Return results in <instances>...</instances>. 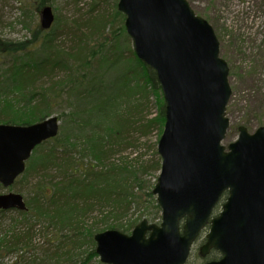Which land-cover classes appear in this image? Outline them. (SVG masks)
<instances>
[{
	"label": "trees",
	"instance_id": "obj_1",
	"mask_svg": "<svg viewBox=\"0 0 264 264\" xmlns=\"http://www.w3.org/2000/svg\"><path fill=\"white\" fill-rule=\"evenodd\" d=\"M47 2L40 1L39 15ZM90 3L81 17L55 13L53 26L44 30L40 25L43 34L30 45L0 38V57L8 59L0 64V123L41 121L60 102L72 108L66 131L36 147L27 163L24 178H41L26 200L28 210H0L1 217L17 213L0 233V255H16L11 264H70L83 256L79 251L85 244L96 257L95 235L107 229L131 233L146 217L128 218L129 209L146 202L148 218L161 221L153 193L157 177L147 185L141 175L161 170L158 141L154 147L147 144L155 163L123 154L142 139L149 142L155 128L161 136L166 121L161 85L156 72L133 52L118 0ZM239 126L230 134L237 136ZM51 171L58 174L45 181ZM39 233L44 244L34 243ZM209 256L216 260L221 253L212 250Z\"/></svg>",
	"mask_w": 264,
	"mask_h": 264
},
{
	"label": "water",
	"instance_id": "obj_2",
	"mask_svg": "<svg viewBox=\"0 0 264 264\" xmlns=\"http://www.w3.org/2000/svg\"><path fill=\"white\" fill-rule=\"evenodd\" d=\"M107 1V0H100ZM136 55L155 70L166 105L158 143L162 167L153 193L162 221L143 219L131 233L95 235L106 264H186L194 242L210 224L200 248L222 256L205 264H264V126L224 143L230 128V67L212 24L188 0H119ZM41 27L55 21L51 5ZM60 133L51 115L32 124L0 123V184L11 187L33 151ZM227 193L217 216L215 207ZM26 211L21 193H0V210ZM182 220L184 225L181 226Z\"/></svg>",
	"mask_w": 264,
	"mask_h": 264
},
{
	"label": "rangeland",
	"instance_id": "obj_3",
	"mask_svg": "<svg viewBox=\"0 0 264 264\" xmlns=\"http://www.w3.org/2000/svg\"><path fill=\"white\" fill-rule=\"evenodd\" d=\"M40 1L0 0V38L18 44L26 42L30 45V41H33L38 35L43 34V32H40L41 18L37 11ZM81 1L80 5H76L75 0H48L47 3L52 5L55 13L59 14L61 18H66L73 16L81 17L82 12L90 8L91 0ZM188 1L198 15L204 17L213 25L221 42V55L227 60L230 67L229 81L233 92L227 106L230 128L227 133V139L224 142L225 144H229L238 136V134L237 136L230 134L231 127L245 125L250 132H253L258 127L264 126V0ZM130 45L133 50L132 40ZM7 62V58L0 57V64ZM156 99L153 96L155 105ZM52 110V115H57L60 118L61 132H65L66 128L64 129V126L67 121V115L71 113L72 108L66 102H60L52 106ZM152 110L156 112V107L153 106ZM154 131L152 137L150 136L147 139L149 142L146 143L145 139H142L136 146H132L135 148H129L123 154L128 155L130 159L142 156L144 163H155L156 158L150 156L152 150L147 145L149 143L151 147L152 145L154 147V143L159 141L158 139L161 137L159 129L156 130L155 128ZM159 172L151 169V172L142 173L141 175L144 174L143 181L147 185H154ZM56 174H58L56 171H51L49 176L45 177L44 180L49 181L52 175ZM39 180L41 178L38 176L24 178L23 174L13 186L7 189L0 184V193L9 191L19 192L27 200L30 199ZM148 206L149 204L146 202L144 206L139 208H130L127 215L128 218L136 217L142 213L146 219H149L150 213L146 211ZM219 211L220 206L217 212L219 213ZM14 219H17V213L15 212L9 213L5 217L0 216V233ZM149 220L152 222L151 219ZM159 222L156 221V223ZM207 232L208 228L202 232L200 239L193 245L186 264H205L208 261L209 255L204 258L199 254V248L204 244ZM44 238L43 234L39 233L35 236L34 243L44 244ZM83 246L84 248L79 251L83 256L78 258V260L77 257L75 260H70V264H80L81 259L88 260L89 264H106L100 260L98 254L96 257L91 255L90 244ZM15 256L10 255L3 258L0 255V264H11L15 260ZM32 257L33 252L30 251L27 254L28 261Z\"/></svg>",
	"mask_w": 264,
	"mask_h": 264
}]
</instances>
